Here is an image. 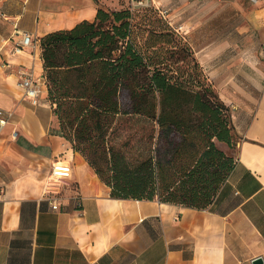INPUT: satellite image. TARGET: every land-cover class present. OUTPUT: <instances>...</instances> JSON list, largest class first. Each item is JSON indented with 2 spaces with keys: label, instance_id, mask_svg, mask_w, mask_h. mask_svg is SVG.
I'll list each match as a JSON object with an SVG mask.
<instances>
[{
  "label": "crops",
  "instance_id": "1",
  "mask_svg": "<svg viewBox=\"0 0 264 264\" xmlns=\"http://www.w3.org/2000/svg\"><path fill=\"white\" fill-rule=\"evenodd\" d=\"M49 1L0 0V13L10 18L0 19V109L11 115L0 135V264L264 261V2L245 12L243 26L218 30L210 43L199 44V29L230 3L220 8L212 2L182 23V15L199 0H149L159 10H179L178 16L168 12V18L188 30L187 40L220 100L234 118L247 115L230 179L210 209L197 211L156 201L112 199L86 160L53 132L58 127L47 101L40 40L94 21L99 7L94 0H56L62 7L52 8ZM26 14L35 27L23 26ZM22 32L33 35L36 46L12 56ZM23 70L42 80L38 108L19 87ZM219 147L231 155L222 143ZM59 160L71 164L73 178L58 188V195H48L44 183Z\"/></svg>",
  "mask_w": 264,
  "mask_h": 264
},
{
  "label": "trees",
  "instance_id": "2",
  "mask_svg": "<svg viewBox=\"0 0 264 264\" xmlns=\"http://www.w3.org/2000/svg\"><path fill=\"white\" fill-rule=\"evenodd\" d=\"M96 16L40 40L58 135L112 199L210 209L236 164L230 108L152 2Z\"/></svg>",
  "mask_w": 264,
  "mask_h": 264
},
{
  "label": "rangeland",
  "instance_id": "3",
  "mask_svg": "<svg viewBox=\"0 0 264 264\" xmlns=\"http://www.w3.org/2000/svg\"><path fill=\"white\" fill-rule=\"evenodd\" d=\"M143 2H144L143 3L144 5H147L148 2H150V1L149 0H143ZM212 2L218 3L219 7L222 6V4L225 5L226 2L230 3V4H228L229 6H227L224 9V11H223V13H221V15L214 17L213 19H211V21H207V20H209V18L212 15L207 17V19H206L207 26L200 28L198 31L200 34H202L201 39H199V35L197 36V42L199 44L210 43L212 41V39L216 38V36L219 35V34H216L217 33L216 31H218V30H226V31H229L231 29L236 30L237 27L243 26V25H241L242 24L241 22L243 20L244 14H245V12L250 13L249 10L253 6L251 0H199V4L198 3H196L195 5L192 4L191 9L190 8H189V10L183 9V12L185 10H187V11L185 12L186 15L185 14L182 15V17L180 19L181 22L184 23V22L188 21L191 17H193L195 15V13L198 10H201L205 5L211 4ZM48 4L52 8L53 7H56V8L62 7V5H60L61 3L59 1H56V0L49 1V2H47V5ZM143 4L139 0H98L99 8L103 7L107 11H110V10L116 11V10L127 9V8L132 9L134 7L142 6ZM152 4L154 5V3H152ZM154 6L156 7V5H154ZM163 10H167L168 12H170L169 13L170 15L173 14V15L178 16V14H179V10L176 7L172 10H169L168 8L160 9V11H163ZM25 17L26 18L24 19L23 26L35 27V26H33L34 20L32 21L31 17L28 14H26ZM41 20H42V18H41ZM176 21H178V20H176ZM172 23L175 25L174 21H172ZM175 26L180 27L182 25H180V26L175 25ZM46 96H47V101L49 102L50 107L52 108V110H55V108L52 106V104L50 102V99L48 96V91H47ZM226 116L230 117V123L233 126V129L235 132V133H232L234 141H233V146L230 148L227 145H225V146H224V144H222V145L225 148V150L228 152V154H231V156L236 158L238 155L237 154L238 144L243 141L242 133L244 132L245 125L247 124V122H246L247 121V115L245 114L240 119L238 117L234 118L233 113L230 110V112L228 114H226ZM235 121L237 122L238 127H236ZM57 122H58V129L54 130L53 131L54 133L59 132V128H60L59 127V121H56V123ZM14 132L11 133V136L14 134ZM46 183H44V184H46Z\"/></svg>",
  "mask_w": 264,
  "mask_h": 264
},
{
  "label": "built area",
  "instance_id": "4",
  "mask_svg": "<svg viewBox=\"0 0 264 264\" xmlns=\"http://www.w3.org/2000/svg\"><path fill=\"white\" fill-rule=\"evenodd\" d=\"M252 4L258 5L260 3H263L264 0H251ZM161 14L163 16L168 17V11L163 10L161 11ZM0 19L4 21H9L10 18L0 13ZM172 24V22H171ZM172 26L176 29V31L180 34H183L186 36L188 30L185 29L183 26L177 27L172 24ZM22 36L21 41L14 44L12 47V56H21L28 48H35L37 40L36 38L28 33L22 32L20 33ZM19 87L24 90V96L25 98L30 102L32 107L38 108L41 105L42 101V80L38 79L33 71H27L23 70L19 72ZM46 85V80H45ZM10 113L4 112L0 109V135L6 130L7 126L9 125L10 121ZM18 137V133L15 131L12 135V138L16 140ZM51 175L48 178V181L46 185L44 186V190L47 192V194H56L58 195V188H62L64 186H67L68 182L72 180L73 178V169L70 163L65 161H57L51 169ZM53 209L57 211L59 209V206L57 205V200H55Z\"/></svg>",
  "mask_w": 264,
  "mask_h": 264
},
{
  "label": "water",
  "instance_id": "5",
  "mask_svg": "<svg viewBox=\"0 0 264 264\" xmlns=\"http://www.w3.org/2000/svg\"><path fill=\"white\" fill-rule=\"evenodd\" d=\"M251 264H264V261L261 258L255 259Z\"/></svg>",
  "mask_w": 264,
  "mask_h": 264
}]
</instances>
